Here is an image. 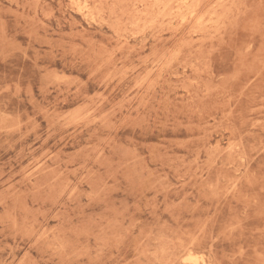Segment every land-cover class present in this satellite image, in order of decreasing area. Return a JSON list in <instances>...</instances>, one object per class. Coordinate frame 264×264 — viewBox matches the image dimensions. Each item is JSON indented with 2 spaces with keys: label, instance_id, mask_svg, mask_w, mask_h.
Segmentation results:
<instances>
[{
  "label": "rangeland",
  "instance_id": "1",
  "mask_svg": "<svg viewBox=\"0 0 264 264\" xmlns=\"http://www.w3.org/2000/svg\"><path fill=\"white\" fill-rule=\"evenodd\" d=\"M0 264H264V0H0Z\"/></svg>",
  "mask_w": 264,
  "mask_h": 264
},
{
  "label": "bare ground",
  "instance_id": "2",
  "mask_svg": "<svg viewBox=\"0 0 264 264\" xmlns=\"http://www.w3.org/2000/svg\"><path fill=\"white\" fill-rule=\"evenodd\" d=\"M81 2H82V1H81ZM88 2H89V1H88ZM77 3H78V2H77ZM79 3H80V1H79ZM82 3H84V2H82ZM82 3H81V4H82ZM90 3H91V2H90ZM86 4H87V3H86ZM78 5H79V4H78ZM84 5H85V4H84ZM84 5H83V7L81 6V7H82V10H83V8H84ZM86 6H87V5H86ZM81 7H78V9H81ZM85 9H86V8H85ZM85 9H84V10H85ZM88 12H90V11H88ZM92 13H93V12H92ZM92 15H93V14H92Z\"/></svg>",
  "mask_w": 264,
  "mask_h": 264
}]
</instances>
